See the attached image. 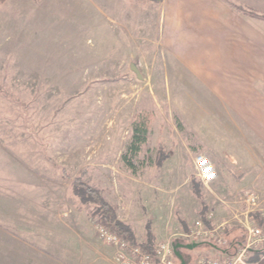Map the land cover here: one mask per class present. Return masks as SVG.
Segmentation results:
<instances>
[{"label": "rangeland", "instance_id": "1", "mask_svg": "<svg viewBox=\"0 0 264 264\" xmlns=\"http://www.w3.org/2000/svg\"><path fill=\"white\" fill-rule=\"evenodd\" d=\"M85 4L88 10L81 0L0 2V264H118L96 230L102 223L117 232L99 219L102 201L137 243L147 241L153 222V243H183L180 233L202 214L210 216L209 226L224 223L229 240L242 239L244 226L255 223L244 198L255 192L264 207L263 190L251 185L222 196L219 213H210L195 167L188 164L186 174L160 168L178 148V135L188 143L192 136L174 106L179 79L156 75L158 49L155 60L146 55L155 6L147 0ZM97 4L109 9L111 20ZM244 11L264 33V3ZM144 113L148 132L132 170L122 155L129 156L133 122ZM230 207L244 214L230 216ZM181 252L193 258L218 251ZM255 259L264 264V256Z\"/></svg>", "mask_w": 264, "mask_h": 264}, {"label": "crops", "instance_id": "2", "mask_svg": "<svg viewBox=\"0 0 264 264\" xmlns=\"http://www.w3.org/2000/svg\"><path fill=\"white\" fill-rule=\"evenodd\" d=\"M81 1L88 10L89 0ZM147 1L155 6V17L147 23L146 55L155 60L159 50L162 65L156 75L179 79L181 96L174 106L192 136L188 143L189 138L178 135L179 146L162 160L161 170L186 174L197 155H207L217 176L208 183L199 181L202 199L212 203L210 213H219L222 196L251 185L263 190V197L264 185L255 180L258 175L264 179V33L251 26L244 9L264 1ZM97 11L112 19L107 7L97 4ZM229 214L244 213L230 207ZM153 224L151 232L158 233Z\"/></svg>", "mask_w": 264, "mask_h": 264}, {"label": "built area", "instance_id": "3", "mask_svg": "<svg viewBox=\"0 0 264 264\" xmlns=\"http://www.w3.org/2000/svg\"><path fill=\"white\" fill-rule=\"evenodd\" d=\"M196 176L203 183L215 179L217 171L214 164L205 154L195 157ZM247 212H254V224L244 226V237L238 241L229 240L224 232V223L208 225V214L195 218L185 233H180L183 243H199L215 249L216 253H200L193 258H186V264H260L251 260L256 254L264 256V207L260 205L255 192H249L244 198ZM253 217V218H254ZM98 236L113 249L118 264H180L174 253L170 239L158 240L150 250H144L139 243L130 244L125 238L111 231L106 225H96ZM181 249V248H180Z\"/></svg>", "mask_w": 264, "mask_h": 264}, {"label": "trees", "instance_id": "4", "mask_svg": "<svg viewBox=\"0 0 264 264\" xmlns=\"http://www.w3.org/2000/svg\"><path fill=\"white\" fill-rule=\"evenodd\" d=\"M4 0H0L2 2ZM148 123L149 119L146 113L137 116V119L133 122L132 125V138L131 141L127 147V151L129 152V156L127 154L122 155V159L124 160L125 164L130 167L132 170L134 169V161L133 156L135 153L139 150L140 145L145 142L147 132H148ZM167 156V155H166ZM82 187V186H81ZM75 185L73 184V190L75 192ZM78 195V192L76 193ZM80 195V194H79ZM80 197V196H79ZM81 200H84V197H80ZM101 200V199H100ZM98 208V216L99 219L102 221L107 222L108 224H111L119 234H121L125 240H127L130 244H136L137 241L134 239L133 234L131 233L130 229L126 226L121 225L118 221L114 219L113 216V209L110 205L106 204L104 201H102L99 204ZM203 213V211H202ZM204 215V214H202ZM228 237V236H227ZM153 235L151 232L147 233V241L140 242L139 244L144 250H150L153 245ZM256 260V259H255Z\"/></svg>", "mask_w": 264, "mask_h": 264}, {"label": "water", "instance_id": "5", "mask_svg": "<svg viewBox=\"0 0 264 264\" xmlns=\"http://www.w3.org/2000/svg\"><path fill=\"white\" fill-rule=\"evenodd\" d=\"M199 243H181V242H174V253L176 257L179 259L180 264H186V258L184 254L181 252L180 248H186V249H193L197 247Z\"/></svg>", "mask_w": 264, "mask_h": 264}]
</instances>
